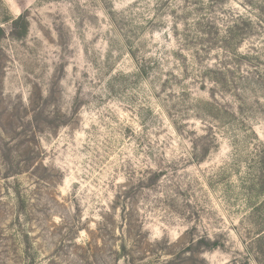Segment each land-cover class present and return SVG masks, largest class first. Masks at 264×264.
Segmentation results:
<instances>
[{
  "label": "rangeland",
  "instance_id": "374dc122",
  "mask_svg": "<svg viewBox=\"0 0 264 264\" xmlns=\"http://www.w3.org/2000/svg\"><path fill=\"white\" fill-rule=\"evenodd\" d=\"M0 30V264H256L264 0H0Z\"/></svg>",
  "mask_w": 264,
  "mask_h": 264
},
{
  "label": "trees",
  "instance_id": "16d2710c",
  "mask_svg": "<svg viewBox=\"0 0 264 264\" xmlns=\"http://www.w3.org/2000/svg\"><path fill=\"white\" fill-rule=\"evenodd\" d=\"M237 26L238 25L235 24V27L230 28L229 33L234 30L233 28H237ZM208 151V149H205L204 154L206 155ZM257 225L258 229L248 234L249 241L245 243V250L250 259L256 264H264V221H257Z\"/></svg>",
  "mask_w": 264,
  "mask_h": 264
}]
</instances>
